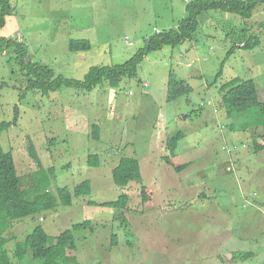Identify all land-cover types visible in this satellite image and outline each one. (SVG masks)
<instances>
[{"label":"rangeland","instance_id":"rangeland-1","mask_svg":"<svg viewBox=\"0 0 264 264\" xmlns=\"http://www.w3.org/2000/svg\"><path fill=\"white\" fill-rule=\"evenodd\" d=\"M194 1L10 0L13 14L0 38L26 46L27 62L82 81L91 67L143 54L146 40L156 30L178 28ZM199 20L193 40L143 54L131 78L117 88L105 81L92 92L63 87L49 95L25 93L15 47L0 42V123L13 120L19 106L18 125L0 142L13 152L19 174L38 170L29 153L33 142L43 166L55 169L53 193L92 182V193L71 206L8 230L12 264H43L31 254L23 261L13 257L16 243L35 228L54 241L85 221L91 224L75 232L77 251L71 252L79 264H264V151H255V143H264V119L247 130L242 116L223 104L221 91L239 78V90L253 85L264 101V6L249 20L219 11ZM242 31L261 45L230 53ZM76 40L91 47L71 52ZM171 80L191 91L168 101ZM178 131L185 136L173 153L167 141ZM91 155L100 166H89ZM123 157L139 160L142 183L114 184L112 171ZM123 193L130 197L124 212L90 205ZM230 229L238 237L233 242L226 239Z\"/></svg>","mask_w":264,"mask_h":264},{"label":"trees","instance_id":"trees-1","mask_svg":"<svg viewBox=\"0 0 264 264\" xmlns=\"http://www.w3.org/2000/svg\"><path fill=\"white\" fill-rule=\"evenodd\" d=\"M264 6V0H195L187 6V17L181 22L178 28L160 33H155L146 40V49L143 54L150 51L159 50L165 46H176L189 40H193L200 26L199 18L212 11H219L227 14H234L243 20L252 19L255 11ZM13 14V7L10 0H0V28H4L6 17ZM242 31L238 36V46H234L230 53L234 52L236 47L246 50H253L260 46L258 37H254ZM244 40V41H243ZM3 46H14L18 63L23 73L27 77L26 92L40 91L44 95L58 92L63 87H75L92 92L98 85L108 81L109 85L117 88L123 78H131L136 71L137 64L141 61L143 54L136 55L124 64L114 66H94L91 67L82 81L66 79L59 75L56 76L48 66L40 63L27 62L29 56L28 48L16 40H7L0 38ZM244 42V43H242ZM91 44L87 40L71 41L69 50L76 52L81 49L88 50ZM240 79L235 78L222 85V102L225 106H230L232 110L242 116V123L245 126H259L264 119V102L259 100L258 91L255 86H248L239 90ZM191 88L184 85L183 82H169L168 101L188 94ZM19 106L15 107V116L11 121L0 123V140L4 131L18 125ZM99 125L92 126L93 137L98 140L100 135ZM254 127V126H253ZM262 127L264 124L262 123ZM261 127V128H262ZM185 134L178 131L167 141L171 152L177 151L179 143L183 140ZM264 139V133L261 135ZM264 144L255 143V151L262 152ZM30 156L38 163V170L20 175L16 166L12 151H5L0 142V264H12L11 257L7 250L9 238L6 233L17 222L24 221L44 212L54 210L60 206H71L74 198L85 197L92 193V182L85 180L73 189L63 187L53 193L50 190L51 180L55 177L53 167L45 168L36 151L33 142L29 147ZM89 166H100V158L97 155L89 157ZM191 164H184L176 168L177 172H182ZM114 184L119 188H127L132 183H142V171L140 162L133 157H123L118 165L112 171ZM130 203L129 195L123 193L116 201L96 203L90 202L91 206L102 208H112L116 211L124 212L128 210ZM91 223L85 221L75 224L51 240L47 232L42 227L26 236L22 242H17L13 257L20 261L27 258L29 254L35 260H42L43 264H79L78 259L71 252L77 251L75 232L82 230ZM116 243V242H114ZM243 258V257H241Z\"/></svg>","mask_w":264,"mask_h":264},{"label":"crops","instance_id":"crops-1","mask_svg":"<svg viewBox=\"0 0 264 264\" xmlns=\"http://www.w3.org/2000/svg\"><path fill=\"white\" fill-rule=\"evenodd\" d=\"M261 45V44H260ZM258 91V90H257ZM258 95H259V92H258ZM259 100L261 101V102H264L263 100H261V98H260V95H259ZM254 126V127H253ZM258 126H256V125H250V126H247L246 128H247V130H251V129H255V128H257ZM263 133H264V127H262V134L261 135H263ZM260 144H264V143H260ZM264 151V150H263ZM226 239H228L230 242L232 241H234V240H236L238 237L237 236H235L234 234H233V232H232V230L230 229V231H228V233L226 234Z\"/></svg>","mask_w":264,"mask_h":264},{"label":"built area","instance_id":"built-area-1","mask_svg":"<svg viewBox=\"0 0 264 264\" xmlns=\"http://www.w3.org/2000/svg\"><path fill=\"white\" fill-rule=\"evenodd\" d=\"M156 33L158 34V33H160V31L159 30H156ZM130 45H132V44H130ZM146 86H148V85H146ZM129 94L130 95L133 94L132 91H130Z\"/></svg>","mask_w":264,"mask_h":264}]
</instances>
